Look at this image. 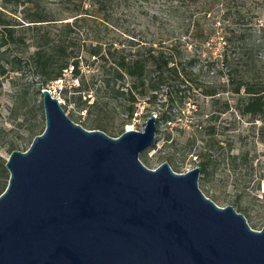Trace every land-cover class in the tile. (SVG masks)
Returning <instances> with one entry per match:
<instances>
[{"label": "water", "instance_id": "obj_1", "mask_svg": "<svg viewBox=\"0 0 264 264\" xmlns=\"http://www.w3.org/2000/svg\"><path fill=\"white\" fill-rule=\"evenodd\" d=\"M45 126L6 159L0 193V264H264V226L198 187L200 167L151 169L143 130L112 137L86 129L41 89Z\"/></svg>", "mask_w": 264, "mask_h": 264}, {"label": "trees", "instance_id": "obj_2", "mask_svg": "<svg viewBox=\"0 0 264 264\" xmlns=\"http://www.w3.org/2000/svg\"><path fill=\"white\" fill-rule=\"evenodd\" d=\"M2 1L4 5L22 6V20L28 23L26 28L32 33L28 45L33 49L24 59L31 67L26 78L35 82L33 94H41V89L61 79L64 69L71 67V76L77 79V84L61 86L60 93L68 103L74 104L77 111H84V117L79 113L74 122L86 129H120L122 132L123 125L138 114L140 97H146L148 103L154 102V92L172 79L199 89L202 95L215 101L221 91L235 97L234 102L227 98L221 110L237 111L241 117H247L256 132L254 144L260 142L263 147L257 157L249 156L248 150L233 152L232 142L229 143L227 161L232 172V197L227 203L243 214L250 227L264 224V190L260 192L261 182H264V0H176L179 3L174 4L173 11L181 10L186 4L194 5L198 15L210 18L204 29L198 26L200 17L193 20V54L187 51L186 46L182 47L184 43L179 42L180 37L173 40L169 32L160 30L156 36L148 37L130 24L122 26L115 36L106 40H93L79 33L78 29L90 11L100 13L108 21L116 11L131 14L135 0H57L53 8L44 0ZM15 22L21 23L0 11V49L6 47L0 50V74L9 69L22 70L20 56L14 54L9 60L2 57L8 46L15 43ZM52 28L56 31L53 32ZM215 33L222 40V50L217 56L210 52L205 58V67L208 75L224 77V80L219 83L215 80L200 81L191 69L204 53L201 46ZM156 42L157 46L154 45ZM6 62L11 64V68L6 66ZM197 66L202 68L200 64ZM82 90L92 91L89 96L92 99L82 100ZM20 91L16 92L17 95ZM32 105L38 122L28 127L30 143L44 129L37 117L41 104L34 101ZM153 111L156 112L155 109ZM116 117L118 122L115 125L113 122L108 124ZM155 121L173 122L174 117L161 113L156 115ZM204 122L205 118H198L187 124L193 126L195 134L202 135L199 137L202 141L199 149L196 150L198 137L195 134L185 143L200 157V174L209 167V158L203 150L207 151L216 144L210 142V137H205L212 132ZM16 148L14 141L9 142V154ZM254 159H257L255 165ZM5 162L6 159L0 155V193L9 178ZM210 199L215 202L219 197L212 195Z\"/></svg>", "mask_w": 264, "mask_h": 264}, {"label": "rangeland", "instance_id": "obj_3", "mask_svg": "<svg viewBox=\"0 0 264 264\" xmlns=\"http://www.w3.org/2000/svg\"><path fill=\"white\" fill-rule=\"evenodd\" d=\"M45 3L53 8L57 0H44ZM178 1L171 0H135L131 6V14L125 15L122 10L116 11L112 16L108 17V21L103 19V16L94 11H90L86 17L85 23L79 27L78 31L82 35L88 36L90 39L106 40L112 36H115L122 26L130 24L135 30H140L143 34L156 36L160 31L169 32L172 39L180 37L181 43H184L182 47L186 46L187 51L193 54V32L192 27L195 23L193 20L199 18L198 26L205 28L209 24L210 18L208 15H198L195 11L194 5L182 6V9L175 12L173 11L174 4ZM186 8V9H185ZM190 8V9H189ZM185 9V13H183ZM191 10L193 15L190 16ZM0 11H2L7 17L15 19L20 24H14L16 29V39L14 44H10L5 50V54L2 56L5 59H11L16 54L22 58L19 63L21 71H13L9 69L4 74H0V155L7 159L9 151L7 150L9 142L14 141L17 144L15 150L24 151L30 145V139H28V127L38 122L36 119L35 111L32 103L39 102L41 108L38 111L37 117L39 121L45 126L43 107L41 103L42 95L33 94L35 88V82L26 78L31 72L29 64L25 63V59L32 51L33 47L29 46L31 31L26 28L27 22L22 20L23 12L21 5L5 4L0 0ZM155 14V16H152ZM175 14V15H174ZM186 15L182 18V15ZM199 27V28H200ZM52 31H56L52 28ZM75 35V33H73ZM88 42V41H87ZM178 42V43H179ZM157 46V42L154 43ZM2 47L0 50L5 49ZM203 51V55L196 63L200 64L202 68L199 69L197 65L192 67L191 72L195 74V77L200 81L215 80L217 83L224 80V77H211L208 75L206 69L207 55L210 52L213 56H217L222 50V40L217 33L212 35V39H209L200 48ZM6 66L11 68V64L6 62ZM17 66V64H16ZM197 66V67H196ZM69 69H64L61 79L53 81L48 85L53 97H56L65 113L73 121L75 117L80 113L81 117H84V111H77L73 103H68L62 93H60L61 86H69L70 84L76 85L77 79L73 78ZM20 73L23 75L20 76ZM21 90L17 95V91ZM70 93V92H69ZM155 93L156 99L152 103H148L146 97H140L138 102V114L134 118L125 123L121 130L128 129L143 130L146 119L149 112L153 109L156 112H152L155 115L165 114L174 117V121H155V140L153 144L139 153L140 161L148 168H155L162 162H167L171 169L175 172H186L196 166H199L200 157L197 156L194 150H189V147L185 144L188 139H191L196 133L195 129L190 122L195 121L198 118H205L204 125L211 127L209 132L211 143L214 141L213 147L204 151L209 158V167L206 172L199 174L198 187L206 197L216 195L219 197L215 203L219 206L229 205L227 202L232 197V185L231 174L228 165V146L232 142L233 152L239 150H248L249 156H257L262 150L263 145L255 140V130L251 122L247 121V117H241L237 111H222L221 108L224 101L228 98L234 102L235 97H231L230 94L225 92H219L217 100L211 99L208 96H204L200 93L199 89L190 87L187 83H182L179 79H172L169 83ZM92 91H81V99L90 98ZM234 104V103H232ZM145 107V108H144ZM149 108V110H147ZM234 109V107H233ZM235 110V109H234ZM41 117V118H40ZM118 122V117L113 121H108L111 125ZM103 131V130H102ZM122 131V132H123ZM107 135L116 137L120 135V129L117 131H104ZM198 139L196 141V150L199 149V145H202V141L199 139V134H195ZM195 136V137H196ZM196 137V138H197ZM254 165L257 163V159L253 161ZM260 192L264 190V182H261ZM254 217H257V213L253 211ZM261 226L254 225L251 228L260 230Z\"/></svg>", "mask_w": 264, "mask_h": 264}]
</instances>
